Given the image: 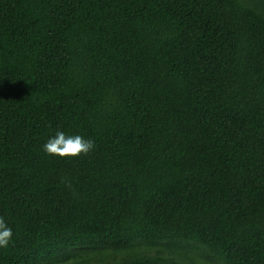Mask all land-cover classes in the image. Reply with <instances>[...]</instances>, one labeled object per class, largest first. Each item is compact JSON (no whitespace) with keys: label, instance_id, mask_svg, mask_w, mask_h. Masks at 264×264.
<instances>
[{"label":"trees","instance_id":"1","mask_svg":"<svg viewBox=\"0 0 264 264\" xmlns=\"http://www.w3.org/2000/svg\"><path fill=\"white\" fill-rule=\"evenodd\" d=\"M0 217V264H264V0H0Z\"/></svg>","mask_w":264,"mask_h":264},{"label":"clouds","instance_id":"2","mask_svg":"<svg viewBox=\"0 0 264 264\" xmlns=\"http://www.w3.org/2000/svg\"><path fill=\"white\" fill-rule=\"evenodd\" d=\"M92 139H85L80 135L66 136L64 132L57 131L43 145V151L49 156L60 158H74L81 154L87 155L94 148ZM12 237V229L0 217V247H7Z\"/></svg>","mask_w":264,"mask_h":264}]
</instances>
